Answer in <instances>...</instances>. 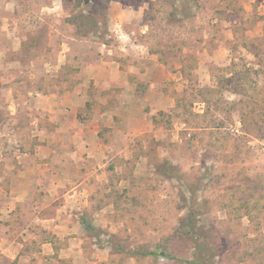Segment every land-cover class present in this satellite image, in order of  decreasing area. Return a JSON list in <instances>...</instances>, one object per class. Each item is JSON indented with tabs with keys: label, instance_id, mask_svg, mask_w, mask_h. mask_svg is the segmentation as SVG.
<instances>
[{
	"label": "rangeland",
	"instance_id": "obj_1",
	"mask_svg": "<svg viewBox=\"0 0 264 264\" xmlns=\"http://www.w3.org/2000/svg\"><path fill=\"white\" fill-rule=\"evenodd\" d=\"M112 58L137 88L105 152L75 163L68 91L87 90L84 119L116 99L92 77ZM55 136L66 170L23 218L0 211V264H264V0H0V200ZM76 215L94 229L69 255L57 226Z\"/></svg>",
	"mask_w": 264,
	"mask_h": 264
},
{
	"label": "crops",
	"instance_id": "obj_2",
	"mask_svg": "<svg viewBox=\"0 0 264 264\" xmlns=\"http://www.w3.org/2000/svg\"><path fill=\"white\" fill-rule=\"evenodd\" d=\"M152 59H154V57H152ZM96 61H97L96 64H94L92 68L94 72L93 73L94 75L92 77L96 79V84L100 85V87L103 88L102 90H106V89L112 90V89H115V87H117L118 90H116V92L118 94L116 95V99H114L111 93L104 92V95L102 96L104 97L107 96V98L100 100L98 102L99 103L98 106L93 108L95 112L90 114L89 118L84 119V110L86 109L84 107H86L87 103L85 102L84 104H82L81 100H83L84 98L86 99L87 90L84 88V86H77L72 91L71 90L68 91L70 93V97L74 99V103L78 100V104L74 105V108L72 107V109L69 110V116H68V117H71L69 118L71 121H73V118H74V125L75 127L78 128V130L77 129L74 130L75 131L74 149L69 150L70 157L71 155H73L74 160L77 158H83V157L88 158V157L95 156L98 154L99 150H101V152L103 153L105 152L104 149L108 147V142H110V139H108L101 132L102 126L108 124L109 127H115L117 130L121 129L120 127L122 123L121 119L123 118V120H125L126 119L125 114H127L124 111V106H123L124 95L121 92H125L126 88H129L132 90L137 88V86L130 83V81L128 83V80H127L128 75L124 70V66L122 67L121 61H119L118 59L116 60H113V58L110 60H105V59L100 60L99 59ZM150 70L151 71L146 72L145 75L154 77L156 73L152 70V68ZM158 70H161V69H158ZM86 73L84 74L90 77L88 73H91V70L87 69ZM168 76L169 74L167 73L166 77ZM152 85L155 86L156 84H152ZM62 116H64V114L61 113L60 118ZM87 127H89L90 133L84 134L83 130L87 129ZM79 130L82 132H79ZM58 138H59L58 136H55V138H53L56 141L54 150H50L48 152L49 153L48 155L45 154V156H42L44 157V160H41V162L40 160H38V158L34 157L33 163L27 162V165H25L26 163L24 164L20 162V165H16L12 167V169L14 170L10 169L11 171L10 173L12 174L16 173V175H13V178L10 179V183L17 184V187L15 186L17 189L15 193L14 191L8 192L10 188L11 189L14 188L12 186L10 187L8 186L9 188L7 187L4 189L6 191L5 195L7 198L4 199V201L0 200V211L6 212V215H7V217L3 218L4 222L8 220H12V224H13L15 221V217L17 218L19 214H22V218H23L24 216L23 214L27 213V210L31 212V207H29L30 205L31 206L36 205V207H38L37 202L34 200L32 196L33 193L30 192V189H32L31 185H33L34 183L40 184L42 179H44V177L46 178V175L48 173L52 174L51 182L52 184L53 183L55 184L56 173L58 174L66 170L63 164L64 162H62V164L59 163L61 165L57 164L58 163L57 159L64 156L62 153L64 151L61 148L62 145L60 143L61 140L60 139L58 140ZM62 143H65V142L62 141ZM52 156L54 157V160H52ZM75 163H76V160H75ZM25 173H28V174L33 173V175L27 176V174ZM1 181H2V178H0V182ZM82 183L83 182H81L80 184L74 187V189H77L76 192L80 193L81 192L80 189L84 188L81 186V185H84ZM20 191L24 192V194H21ZM74 195L76 194H73L72 196L74 197ZM71 201H73L76 206H80L83 203L80 199L78 200V198L75 199V201L74 200H71ZM86 205H92V203L86 200ZM14 209H20L21 211L15 212L16 210L14 211ZM80 214L83 215L82 213H78V215ZM78 215L74 216L72 221L69 219H63V221H61L63 222L62 225L57 226L61 228V231H65L64 233L63 232L60 233L61 237H63L64 240H66V238L69 237L67 241L69 244L73 246V247L71 246V247H68L67 249H64V251L62 250L63 252L65 251L68 252L69 255L71 253L76 255L80 251V249L78 251V249L76 248V247H79L76 240H78L81 233H84V227L81 222L82 217L81 216L78 217ZM36 216H37L36 218H38V220L41 223H44L45 225L47 224V222L50 223L51 221L54 220L53 217H43L40 214H36ZM63 218H66V216H63ZM22 230L27 232L28 228L25 229L24 227H22ZM68 235H70L71 238ZM79 240L80 242L82 241V239H79ZM74 264H76V261L74 262Z\"/></svg>",
	"mask_w": 264,
	"mask_h": 264
},
{
	"label": "trees",
	"instance_id": "obj_3",
	"mask_svg": "<svg viewBox=\"0 0 264 264\" xmlns=\"http://www.w3.org/2000/svg\"><path fill=\"white\" fill-rule=\"evenodd\" d=\"M87 17L88 16H85V15L83 16V18H87ZM239 81H241V80H239ZM241 84L244 87H247L248 82H241ZM248 85H250V84H248ZM87 105H89V104H87ZM191 220H192V218H190L189 224L191 223ZM81 222L86 229H90V230L94 229V227L91 225V223L86 218L82 217ZM189 224H187V225H189ZM145 255H157V256H162L164 258H174V255L172 254V252H170L167 248H164V249L162 248L161 250H155V251H148L145 253Z\"/></svg>",
	"mask_w": 264,
	"mask_h": 264
}]
</instances>
